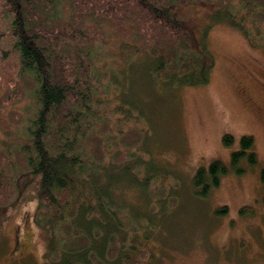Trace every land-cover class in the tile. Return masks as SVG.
Here are the masks:
<instances>
[{"label": "trees", "instance_id": "1", "mask_svg": "<svg viewBox=\"0 0 264 264\" xmlns=\"http://www.w3.org/2000/svg\"><path fill=\"white\" fill-rule=\"evenodd\" d=\"M218 21L255 46L264 1L0 0V35L18 62L13 72L0 66L8 94H0V206L12 205L28 174L39 178L33 220L53 264H118L144 252L140 237L129 234L131 217L111 195L143 139L141 87L148 89L147 80L159 91L206 84L214 65L206 37ZM232 142L223 137L224 145ZM253 144L251 135L240 138L230 169L218 160L198 168L195 194L207 197L229 170L257 166ZM260 174L264 181V168ZM139 184L150 192V182ZM81 210L88 224L80 225ZM91 239L98 255L86 254Z\"/></svg>", "mask_w": 264, "mask_h": 264}, {"label": "rangeland", "instance_id": "2", "mask_svg": "<svg viewBox=\"0 0 264 264\" xmlns=\"http://www.w3.org/2000/svg\"><path fill=\"white\" fill-rule=\"evenodd\" d=\"M260 28L258 43L252 46L227 23L218 21L212 26L206 49L214 65L206 84L176 89L164 85L159 91L147 80L148 89L141 87L143 139L132 151L123 177L111 184L114 204L134 225L129 234L135 232L138 242H144L140 247L144 252H136L135 262L264 264V181L260 174L264 168V24ZM9 49L8 39L0 35L1 70L13 72L18 62ZM13 81L10 91L18 84L16 78ZM6 83L5 77L0 80V94L8 95ZM28 102L29 98L22 106ZM9 121L6 117L1 122ZM225 135L233 138L229 146L223 143ZM244 135L253 137L258 165L246 167L242 174L229 170L217 188L199 198L193 185L195 171H207L215 160L230 169L231 154L239 150ZM22 180L12 205L0 206V264H53L56 257L47 255L46 234L33 220L39 178L28 174ZM143 180L152 185L150 192L139 186ZM245 206L253 207L252 213L239 215ZM223 209L227 212L217 214ZM87 219L81 210L80 225L88 224ZM91 241L86 254L90 250L98 255L99 245ZM133 262L127 259L118 264Z\"/></svg>", "mask_w": 264, "mask_h": 264}]
</instances>
